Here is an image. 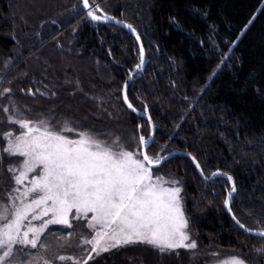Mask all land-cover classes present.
Wrapping results in <instances>:
<instances>
[{"label":"trees","instance_id":"obj_1","mask_svg":"<svg viewBox=\"0 0 264 264\" xmlns=\"http://www.w3.org/2000/svg\"><path fill=\"white\" fill-rule=\"evenodd\" d=\"M89 3L133 26L142 41L147 63L134 75L128 99L156 125L148 156L158 162L187 152L206 177L231 176L233 216L247 229L264 230V0ZM139 60L131 34L91 22L82 0H0L1 105L32 107L56 128L66 119L107 142L133 137L141 148L139 137H149L150 125L122 98ZM152 170L178 182L197 248L161 254L136 244L88 264H209L220 256L264 264V238L249 235L226 212L228 179L203 180L183 155ZM11 191L0 182V199Z\"/></svg>","mask_w":264,"mask_h":264},{"label":"snow or ice","instance_id":"obj_2","mask_svg":"<svg viewBox=\"0 0 264 264\" xmlns=\"http://www.w3.org/2000/svg\"><path fill=\"white\" fill-rule=\"evenodd\" d=\"M82 4L93 21L111 19L97 15L99 8L93 10L89 0H82ZM127 27L135 32L131 25ZM136 39L139 41V35ZM144 63L141 45L136 70H141ZM124 99L127 102L126 94ZM128 107L136 111L131 103ZM3 111L8 113L9 108ZM17 111L13 106L8 122L18 124L25 131L17 135L12 131L0 133L6 144L3 152L23 157L17 167L8 169L17 187L9 194L7 203L0 202V264H31L32 254L24 251L21 255L22 250L38 249V246L46 249L41 237L48 226L61 224L72 228L71 220L87 221L91 234H81L77 247L89 245L91 252L84 248L83 259L59 255L56 260L60 262L88 264L94 259L91 253L99 256L111 249L136 244L149 246L161 254L197 248L186 231L189 222L181 203V188L176 186L178 182L154 174L152 167L158 162L146 152L126 150L119 140L106 143L98 134L78 130L68 122L56 128L54 124L49 127L45 120L20 119ZM64 133H76L77 138ZM139 143L147 147L148 140L140 136ZM193 162L200 167L195 157ZM30 174L34 175L30 178ZM227 179L232 181L231 176ZM236 190L233 183L227 192L225 207L229 211ZM233 219L241 229L251 231L235 216ZM32 221L42 223L35 226ZM255 234L264 238V230ZM43 264L50 262L43 259ZM223 264H245V261L231 257Z\"/></svg>","mask_w":264,"mask_h":264},{"label":"rangeland","instance_id":"obj_3","mask_svg":"<svg viewBox=\"0 0 264 264\" xmlns=\"http://www.w3.org/2000/svg\"><path fill=\"white\" fill-rule=\"evenodd\" d=\"M5 107L9 108L8 113L3 111V109ZM12 108H13V106L8 107L7 105H1L0 104V133H7L8 131H12L13 135H17V134L25 131L24 129H20L18 124L14 125V124H10L8 122L9 121V115L12 112ZM15 108L18 110L16 115L20 119H26V120H30L33 122L39 121V119H37V117L34 116L35 111L32 107L17 105V106H15ZM41 120H45L49 124V127L53 126L51 121H48L47 119H41ZM60 120H61V122H60ZM60 120H59V123L61 125L59 124V126H60L59 128H62L65 122H68L70 124V126L72 123L76 126V124L74 122H71L69 120L62 119V118ZM76 128L78 130L85 131V130L80 129L78 127H76ZM53 130H55V129H53ZM86 132H88V131H86ZM64 135L68 136L69 138H73V139L77 138L76 133H64ZM105 142L111 143L112 141H110V142L105 141ZM126 142L127 143H125V144L122 143V145L125 147L126 150L133 151L134 153H141V148L139 147L135 138L131 137V138H129V140L126 139ZM127 144L131 145L133 147H129ZM5 146H6V144L3 140V138L0 137V153H2V159H0V182L3 181L5 183V185L12 187V191L10 192V194H12L13 189L16 188L17 185L15 184L13 174L10 173L8 171V169L17 167L18 161H22L23 157L9 156L7 153H4L3 147H5ZM138 158H140V156ZM153 172H154V170H153ZM154 174H155V172H154ZM32 175H34V174H30V178ZM25 183L27 185V181ZM165 187H168V186L165 184ZM8 197H9V195L7 196L6 199H0V202L7 203ZM17 203H19V201H17ZM181 203H182V201H181ZM89 217H91V213L89 214ZM47 219H48V217H44V220H47ZM70 220H71V218H70ZM32 223L35 226H39L42 223V221H32ZM71 223L73 224L72 228H67L65 225H61V224L49 225L48 228L45 230L44 235L41 237V240L43 238L45 240L43 244L46 245V249H41V248H39V246H38V249H30L29 248L27 250H22L21 255H23L24 251L31 253L32 255L29 257L31 264H43V259H47L51 264L52 260L53 259L55 260L56 257L59 255H65V256L71 255L77 259L86 258V253H84V248H88L89 252H91V246L84 245L83 247H77V243L81 238V234L89 235V234H91V230L86 226L87 221H85V220H79V221L71 220ZM186 231H187V229H186ZM118 249H120V248H118ZM112 250H114V249H111L110 251H112ZM110 251H108V252H110ZM105 253H107V252H102L100 255L105 254ZM91 255H93L94 259L89 260L88 262H92L95 259H97L98 257H100V255L96 256L95 253H91ZM217 258L212 259V261H210L209 264H223V261H225L231 257L223 258L220 256L219 259H217ZM61 263L72 264L71 261H64Z\"/></svg>","mask_w":264,"mask_h":264},{"label":"water","instance_id":"obj_4","mask_svg":"<svg viewBox=\"0 0 264 264\" xmlns=\"http://www.w3.org/2000/svg\"><path fill=\"white\" fill-rule=\"evenodd\" d=\"M82 5H83V4H82ZM84 11H85V13H87L88 10H87V9H84ZM96 14H97V15H100V16H102V17H104V16L111 17V16L106 15L105 13H103V11H101L100 9H99V11L96 12ZM86 15H87V14H86ZM87 17H88L89 20H90L91 22H93V23H109V24H114V25H117V26H120V27L125 28V29L131 34V36L136 40V42H137L139 48L141 47V45L143 46L141 39H139V41L136 39V36L139 35V34L137 33V31L135 30V32H133L130 28H128L127 25H129V24H127L126 22H124V21H122V20H119V19H116V18H114V17H111V19H110V20H107V21H105V20H103V19H102L101 21H93L89 16H87ZM117 21H119L120 23H117ZM132 28H134V27L132 26ZM139 37H140V36H139ZM143 49H144V47H143ZM144 57H145V63L143 64L141 70L145 67V65H146V63H147V61H146V55H145V50H144ZM141 70H139V71H141ZM137 72H138V71L136 70V67H135V68L133 69V71L129 73V76H128L127 80L125 81L124 85H123V89H122V98H123V102H124L125 107L128 109V111H129L132 115H135V116H138V117L144 118V119L149 123V125H150L151 133H150L149 137L146 139V140H148V145H147V147H145L144 145H141V153H142V152H146V153H147V151H148L149 147L152 145V143H153V141H154V139H155L156 133H157L156 125H155L154 122L152 121V119H151V117H150L148 111H146V112H138V111H135V112H134V111H132V109H130V108L128 107V103H130V102H129V99H128V88H129V85L131 84V82H132V80H133L134 75H135ZM125 94L127 95V102H125V99H124ZM147 155H148V154H147ZM175 155H183V156L189 158V159L192 161L194 167L196 168L198 174L200 175V177H201L203 180L210 181V180H213V179H216V178H219V177H224V178L227 179V177L229 176V175H226V174H224V173H222V172H218V173H222V175H215V176H214V175L212 174L210 177H206V176L204 175L203 171H202L201 166H200L199 168L196 167V164L193 162V157H192L189 153H187V152H182V151H173V152H171L170 154L165 155V156H164V157H163V158L157 163L156 166H153V167H152V169L160 168V167H161V166H162L167 160H169L170 158H172V157L175 156ZM195 161H196V159H195ZM196 163H198V162L196 161ZM198 164H199V163H198ZM216 173H217V172H216ZM233 183H234L235 186H236V181H235L234 178H232V181H230L231 186H232ZM235 193H236V192H235ZM235 193L233 194V196H235ZM233 199H234V198H233ZM233 199H232V201H231L230 204H229V207H230V208H231V205H232ZM225 209H226V212H227V213L230 215V217L233 219L232 211H229L228 208H226V207H225ZM233 220H234V219H233ZM234 221H235V220H234ZM235 222H236V221H235ZM243 230H244V229H243ZM246 232H247L249 235H252V236H255V237H260V238H262L261 236L255 234L257 231L251 230V231H246Z\"/></svg>","mask_w":264,"mask_h":264}]
</instances>
